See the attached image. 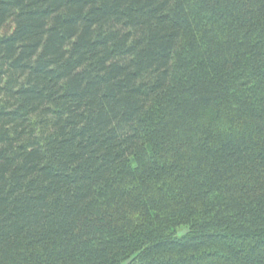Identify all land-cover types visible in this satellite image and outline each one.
I'll use <instances>...</instances> for the list:
<instances>
[{"label": "trees", "instance_id": "16d2710c", "mask_svg": "<svg viewBox=\"0 0 264 264\" xmlns=\"http://www.w3.org/2000/svg\"><path fill=\"white\" fill-rule=\"evenodd\" d=\"M0 264H264V0H0Z\"/></svg>", "mask_w": 264, "mask_h": 264}, {"label": "rangeland", "instance_id": "374dc122", "mask_svg": "<svg viewBox=\"0 0 264 264\" xmlns=\"http://www.w3.org/2000/svg\"><path fill=\"white\" fill-rule=\"evenodd\" d=\"M183 233H184V230H180V231L178 232V236H182Z\"/></svg>", "mask_w": 264, "mask_h": 264}]
</instances>
